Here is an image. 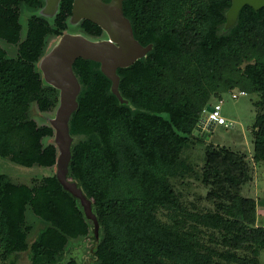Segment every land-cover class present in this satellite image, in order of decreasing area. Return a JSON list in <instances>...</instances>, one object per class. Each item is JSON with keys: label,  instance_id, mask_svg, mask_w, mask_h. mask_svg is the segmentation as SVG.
<instances>
[{"label": "trees", "instance_id": "1", "mask_svg": "<svg viewBox=\"0 0 264 264\" xmlns=\"http://www.w3.org/2000/svg\"><path fill=\"white\" fill-rule=\"evenodd\" d=\"M72 2L59 1L52 23L30 16L21 40L20 9L38 10L44 0H0V40L17 47L10 57L0 45V157L23 167L50 168L58 158L55 144L43 143L54 129L38 125L30 109L35 104L46 112L59 103V90L45 82L40 62L46 39L67 28ZM231 4L121 0L133 38L145 51L121 69L116 90L111 88L120 99L117 107L106 96L77 100L68 120L65 177L89 201L98 229L56 174L35 186L0 174V260L13 263L26 253L29 264H80L66 260V251L70 240L81 238L90 241L97 264L238 262L230 251L206 247L203 229L217 231L234 251L257 256L264 249L255 201L235 193L229 148H212L215 162L203 172V183L215 187L214 211L186 209L171 183L192 173L181 154L192 138L199 139L203 110L235 88L259 95L255 104L263 111L253 124V159L264 162V7L244 4L228 20ZM80 28L90 36L103 32L86 19ZM27 207L43 222L31 243ZM160 210L168 222L158 217Z\"/></svg>", "mask_w": 264, "mask_h": 264}, {"label": "rangeland", "instance_id": "2", "mask_svg": "<svg viewBox=\"0 0 264 264\" xmlns=\"http://www.w3.org/2000/svg\"><path fill=\"white\" fill-rule=\"evenodd\" d=\"M45 5L46 1H44L42 8L35 11L24 7L20 9L21 40L25 37L27 20L30 16L35 15L46 19L49 23L53 22L57 9L51 12L44 8ZM63 34H80L92 40L108 38L104 31L97 37L85 34L80 28V21H72L71 18L68 19L67 28L63 31ZM62 35L49 36L46 39L45 55L57 45ZM0 45L7 51L8 56H16V46L7 45L1 40ZM121 69L119 68L118 70V77L122 76ZM73 71L79 83L77 100L90 102L98 97L106 96L110 99L113 106H118L120 102L118 94L111 91L112 81L103 74L100 63L78 58L74 63ZM239 91H241V88H235L232 91L223 93L221 103L218 99L210 100V104L218 107L221 116L229 123H232V125L214 126L213 128L212 126H201L199 128V139L192 138L181 154V157L192 167V173L180 178H173L171 183L180 203L186 209L201 212L214 211L216 198L210 193L215 187H212V184L203 183V172L207 163L213 164L215 162L212 148L217 150V146L227 147L231 150V154L227 155L230 160V171L236 178L235 193L255 201L256 225L264 227V162H256L253 159L254 137L252 132L256 114L261 113L263 110L259 105L255 104L259 100V95L255 92L244 90L245 95L232 98L231 95L233 93L238 94ZM58 105L53 109L42 112L33 104L30 109V117L38 125H51L52 120L56 116ZM125 108L133 116L131 107L125 106ZM204 133L206 134L204 135ZM50 142L54 143V136L43 140L44 144ZM55 173L56 165L50 168L37 166L27 168L14 164L7 158L0 157V174H5L15 183L35 186L44 177ZM25 216L26 222L31 228L27 242L31 243L38 229L43 226V222L31 213L29 207L26 209ZM158 217L163 222L169 221L168 215L163 210L158 212ZM199 236L206 247H211L221 252L230 251L237 255L238 262L229 264H264V249L260 250L259 254L255 256L250 250L234 251L228 249L221 243L222 237L217 231L203 229ZM91 252L92 247L89 240L81 238L70 240L66 251V260L74 259L80 264H97ZM0 264H29V260L26 253H22L13 263L0 260ZM221 264H225V262L221 260Z\"/></svg>", "mask_w": 264, "mask_h": 264}, {"label": "water", "instance_id": "3", "mask_svg": "<svg viewBox=\"0 0 264 264\" xmlns=\"http://www.w3.org/2000/svg\"><path fill=\"white\" fill-rule=\"evenodd\" d=\"M59 1L46 0L44 8L55 11ZM244 4L258 9L264 7V0H232L227 13L228 20H231ZM83 19L98 25L108 38L92 40L80 34H63L57 45L41 59L40 69L45 82L59 90V105L51 122L54 144L58 149L56 177L64 188L80 199L85 215L93 220L97 231L98 224L89 201L75 183L65 177L71 146L68 120L77 107L79 90V83L73 72L74 62L82 58L100 63L101 71L112 81L113 90H116L117 70L133 63L145 49L133 38L130 25L121 11V0H73L71 20ZM206 109L213 110L211 106Z\"/></svg>", "mask_w": 264, "mask_h": 264}, {"label": "built area", "instance_id": "4", "mask_svg": "<svg viewBox=\"0 0 264 264\" xmlns=\"http://www.w3.org/2000/svg\"><path fill=\"white\" fill-rule=\"evenodd\" d=\"M239 95H245L244 91H239L238 94H232V98H237ZM213 110L208 111L207 109L203 110L202 126H227L232 125L224 117L221 116L220 110L218 107L211 106Z\"/></svg>", "mask_w": 264, "mask_h": 264}, {"label": "crops", "instance_id": "5", "mask_svg": "<svg viewBox=\"0 0 264 264\" xmlns=\"http://www.w3.org/2000/svg\"><path fill=\"white\" fill-rule=\"evenodd\" d=\"M218 101L221 103V98L220 99H218ZM212 106V105H211ZM214 126H212V128H213Z\"/></svg>", "mask_w": 264, "mask_h": 264}, {"label": "flooded vegetation", "instance_id": "6", "mask_svg": "<svg viewBox=\"0 0 264 264\" xmlns=\"http://www.w3.org/2000/svg\"><path fill=\"white\" fill-rule=\"evenodd\" d=\"M44 1H46V0H44Z\"/></svg>", "mask_w": 264, "mask_h": 264}]
</instances>
